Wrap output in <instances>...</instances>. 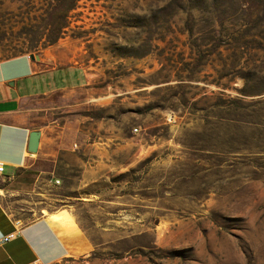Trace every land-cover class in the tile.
<instances>
[{
	"label": "rangeland",
	"instance_id": "obj_1",
	"mask_svg": "<svg viewBox=\"0 0 264 264\" xmlns=\"http://www.w3.org/2000/svg\"><path fill=\"white\" fill-rule=\"evenodd\" d=\"M41 1L0 0V57L79 67L102 124L92 248L64 264H264V0H80L44 49L20 22Z\"/></svg>",
	"mask_w": 264,
	"mask_h": 264
},
{
	"label": "crops",
	"instance_id": "obj_2",
	"mask_svg": "<svg viewBox=\"0 0 264 264\" xmlns=\"http://www.w3.org/2000/svg\"><path fill=\"white\" fill-rule=\"evenodd\" d=\"M84 76L51 49L35 60H0V237L14 232L0 246V264H64L92 248L74 212L102 203L101 119L91 139L85 117L75 115L91 101ZM94 100L101 108L102 95Z\"/></svg>",
	"mask_w": 264,
	"mask_h": 264
},
{
	"label": "trees",
	"instance_id": "obj_3",
	"mask_svg": "<svg viewBox=\"0 0 264 264\" xmlns=\"http://www.w3.org/2000/svg\"><path fill=\"white\" fill-rule=\"evenodd\" d=\"M80 0H42L41 10L42 12L37 15H29L27 12L21 19L22 29H26L24 34H28L31 37L30 30L33 27L41 28L40 33L34 35L36 44H41L44 49L48 46L56 44L60 39L64 38L68 29H70L72 23L71 13L76 11L80 6ZM4 23H0L2 26ZM7 39L6 35L3 33L0 35V43ZM37 45H31L37 47ZM24 54L23 51L18 54L5 55L0 57V60L8 59L10 57ZM243 92V91H242Z\"/></svg>",
	"mask_w": 264,
	"mask_h": 264
},
{
	"label": "water",
	"instance_id": "obj_4",
	"mask_svg": "<svg viewBox=\"0 0 264 264\" xmlns=\"http://www.w3.org/2000/svg\"><path fill=\"white\" fill-rule=\"evenodd\" d=\"M32 60H35L36 58H39L38 55L36 54H29L28 55ZM38 140H39V132L38 131H33L30 134V139H29V144H28V150L32 153L36 152L37 150V145H38Z\"/></svg>",
	"mask_w": 264,
	"mask_h": 264
},
{
	"label": "built area",
	"instance_id": "obj_5",
	"mask_svg": "<svg viewBox=\"0 0 264 264\" xmlns=\"http://www.w3.org/2000/svg\"><path fill=\"white\" fill-rule=\"evenodd\" d=\"M134 130L136 131L137 129H134ZM3 170H4V164H3V162L0 161V173H2ZM55 182L56 183H59L58 180H56ZM13 237H14V232L13 233H10L8 235H5V236L0 237V246L2 244H4L5 242L11 240Z\"/></svg>",
	"mask_w": 264,
	"mask_h": 264
}]
</instances>
